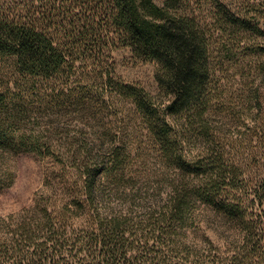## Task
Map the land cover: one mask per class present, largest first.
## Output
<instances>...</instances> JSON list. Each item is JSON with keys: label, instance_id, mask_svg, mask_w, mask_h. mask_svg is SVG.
<instances>
[{"label": "trees", "instance_id": "16d2710c", "mask_svg": "<svg viewBox=\"0 0 264 264\" xmlns=\"http://www.w3.org/2000/svg\"><path fill=\"white\" fill-rule=\"evenodd\" d=\"M11 2L0 0V64L12 60L17 77L0 91V193L21 154L50 159L59 182L46 176L30 206L0 216V255L11 252L13 264H264V177L247 179L216 144L225 108L202 0ZM217 6L216 32L261 40L252 46L262 77V25ZM118 49L156 65V94L116 76ZM80 68L101 69L100 95L75 78ZM42 81L46 93L33 101ZM260 100L256 89L250 112ZM42 101L83 126L45 128L34 116ZM116 103L126 109L107 126L99 114Z\"/></svg>", "mask_w": 264, "mask_h": 264}, {"label": "rangeland", "instance_id": "374dc122", "mask_svg": "<svg viewBox=\"0 0 264 264\" xmlns=\"http://www.w3.org/2000/svg\"><path fill=\"white\" fill-rule=\"evenodd\" d=\"M11 3L26 5V3L30 4V0H12ZM43 3H49V0H43ZM201 3L199 12L204 23L209 26L212 36L211 67L214 77L212 87L213 89L214 87L218 88L220 102H223L225 108V111L220 112L224 117H220L221 122L216 123V126L219 127L217 134V138H219L216 144L219 147L225 146L224 150L229 162L234 164L239 173L244 172L247 179L263 178L262 153L264 146L259 137L264 133V74L258 78L253 73L255 49L252 46L254 41L260 39L247 34L243 40L239 41L231 28H226L227 30L219 34L211 26L213 23L211 17L215 13L217 14L213 8L218 7L217 5L221 3L253 23L258 21L264 30V0H202ZM43 8L46 11V6ZM218 19H220L219 15ZM261 44L263 43L261 42ZM111 57L109 61L114 64L116 76L128 83L139 84L152 94L158 92L155 81L157 68L154 63L140 61L123 49L115 50ZM83 68L76 71L75 78L81 82L90 95H100L102 87L96 78H99L101 69ZM14 78L17 77L12 60H5L0 64V91L7 86L12 87L11 83ZM45 87V82L38 83L36 87L38 94L33 96L35 98H29L34 99L33 101L42 100L46 93ZM256 89L260 91V107L258 103H253V106L257 109L261 108V110L250 112L249 108L252 104L248 101L249 98L253 99ZM49 92L50 90H48ZM43 101H46L45 98ZM43 101L40 104L34 102L32 104L40 109L41 113L34 116L41 117L39 121L45 128L48 129L47 124L55 125L59 122H62L61 126H70L71 131L83 126V123H78L76 118L78 116H74V114L68 118L52 115L49 104ZM121 105L116 103L112 109H102V114H99L102 122L107 125V122L113 120L112 122L115 123V114L120 117L119 109H126ZM88 115L92 118L91 114L88 113ZM89 122L93 125L96 121L89 120ZM262 136L264 137V134ZM262 142H264V138ZM14 161L17 169L16 181L12 187L0 193V216L2 217L18 214L30 206L36 195L44 191L46 176L51 175L56 182H59V173L53 169V164L48 158L45 159L34 154H21ZM52 171L56 172L52 173ZM45 192L47 191L45 190ZM7 255L6 258L0 255V264L16 262L14 257H10L11 252Z\"/></svg>", "mask_w": 264, "mask_h": 264}]
</instances>
